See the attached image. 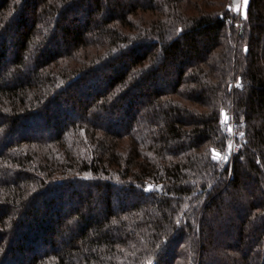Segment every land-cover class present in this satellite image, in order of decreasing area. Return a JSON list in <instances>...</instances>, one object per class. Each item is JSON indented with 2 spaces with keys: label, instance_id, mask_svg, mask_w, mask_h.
<instances>
[{
  "label": "trees",
  "instance_id": "1",
  "mask_svg": "<svg viewBox=\"0 0 264 264\" xmlns=\"http://www.w3.org/2000/svg\"><path fill=\"white\" fill-rule=\"evenodd\" d=\"M234 3L0 0V264H264V0Z\"/></svg>",
  "mask_w": 264,
  "mask_h": 264
},
{
  "label": "built area",
  "instance_id": "2",
  "mask_svg": "<svg viewBox=\"0 0 264 264\" xmlns=\"http://www.w3.org/2000/svg\"><path fill=\"white\" fill-rule=\"evenodd\" d=\"M229 116V121L224 123V131L225 134L229 137V143L227 150L224 154L221 155V162L224 166L230 165L235 155L239 153L240 150V138L242 135V131L246 126L245 121H237L234 117L230 114H227ZM147 191H150L151 188L147 187Z\"/></svg>",
  "mask_w": 264,
  "mask_h": 264
},
{
  "label": "rangeland",
  "instance_id": "3",
  "mask_svg": "<svg viewBox=\"0 0 264 264\" xmlns=\"http://www.w3.org/2000/svg\"><path fill=\"white\" fill-rule=\"evenodd\" d=\"M248 1L249 0H246V2H245V0H235V3L233 5V7H232L233 11L235 13H237L238 15H240L242 18H244L245 15H246ZM236 85H239V84L236 83ZM226 114H230L232 116V118L234 117V113L233 112H226ZM223 123H225L224 120H223ZM228 143H229V137H228V141H227V147H228ZM226 150H227V148H226Z\"/></svg>",
  "mask_w": 264,
  "mask_h": 264
},
{
  "label": "water",
  "instance_id": "4",
  "mask_svg": "<svg viewBox=\"0 0 264 264\" xmlns=\"http://www.w3.org/2000/svg\"><path fill=\"white\" fill-rule=\"evenodd\" d=\"M229 8H231V7H229ZM222 117H223V120L226 122H228L230 120L229 116L226 114V112H223ZM220 156L221 155L219 153L215 152L213 159L218 162L220 160Z\"/></svg>",
  "mask_w": 264,
  "mask_h": 264
},
{
  "label": "bare ground",
  "instance_id": "5",
  "mask_svg": "<svg viewBox=\"0 0 264 264\" xmlns=\"http://www.w3.org/2000/svg\"><path fill=\"white\" fill-rule=\"evenodd\" d=\"M149 188H151V186H149Z\"/></svg>",
  "mask_w": 264,
  "mask_h": 264
},
{
  "label": "snow or ice",
  "instance_id": "6",
  "mask_svg": "<svg viewBox=\"0 0 264 264\" xmlns=\"http://www.w3.org/2000/svg\"><path fill=\"white\" fill-rule=\"evenodd\" d=\"M245 2H246V0H245Z\"/></svg>",
  "mask_w": 264,
  "mask_h": 264
}]
</instances>
